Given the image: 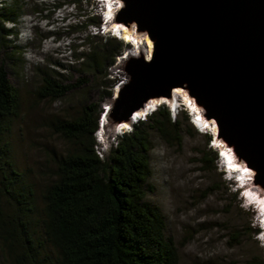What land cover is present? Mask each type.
<instances>
[{
  "label": "rangeland",
  "instance_id": "rangeland-1",
  "mask_svg": "<svg viewBox=\"0 0 264 264\" xmlns=\"http://www.w3.org/2000/svg\"><path fill=\"white\" fill-rule=\"evenodd\" d=\"M65 1L66 5L58 8L56 4L64 0H0V64L6 67L20 96L19 115L4 141L9 144L10 157L22 174L23 184L34 191L37 204L34 216L40 220L44 191L54 177L56 160L71 148L55 132V123L76 116L84 104H96L104 111L120 84L129 80L126 76L129 60L134 56L149 58L153 51V39L147 31L138 30L135 22L124 23L123 0H84L80 4ZM6 9L14 11L18 17L16 24L1 15ZM88 18L104 21L105 28H100L99 36L114 37L113 30L120 34L119 29L123 32L125 28L133 38L128 43L115 37L125 47L115 63L102 73L83 71V57L95 43V39L88 38L89 31L97 30L92 26L86 32L81 29ZM16 31L18 36L13 35ZM46 77L75 87L63 97L44 98L39 89ZM110 91L113 96L108 97L106 92ZM153 99L151 110L143 112L140 119L161 106L168 109L170 106L174 111L175 106L183 108L177 115L185 122L181 144L173 138L165 141L158 132L151 133L152 175L147 181L146 197L166 217V235L176 245L179 264H264V240L256 235L260 217L239 188L240 184H247L248 191L264 198V188L256 183L255 171L247 170L244 175L232 169L227 172L221 156L224 147L218 143L211 146L217 133L208 129L201 132L202 127L199 129L190 121L191 112L183 106L191 103L186 91L178 94L177 105L169 98ZM115 127L108 117L100 125L96 139L102 153H108L113 143L109 136L113 139ZM131 128L132 125L128 126L124 132ZM209 149L217 153L212 169L202 161L203 152ZM237 164L239 170L245 171L242 162ZM34 229L50 257L47 264H57V252L46 242L41 227L37 225ZM0 264H15L1 242Z\"/></svg>",
  "mask_w": 264,
  "mask_h": 264
},
{
  "label": "trees",
  "instance_id": "trees-1",
  "mask_svg": "<svg viewBox=\"0 0 264 264\" xmlns=\"http://www.w3.org/2000/svg\"><path fill=\"white\" fill-rule=\"evenodd\" d=\"M64 3L56 6L62 8ZM1 15L14 24L18 22L14 11L6 9ZM103 22L88 18L81 24L85 32L90 26L97 29L88 34L95 43L82 60L86 74L106 71L125 47L116 36H99ZM14 34L19 35L18 31ZM73 87L46 77L39 94L57 99ZM106 94L113 96L112 91ZM19 112V92L1 63L0 242L15 264L49 262L34 229L37 225L56 250L57 264H179L176 245L166 235L163 211L146 200L147 181L152 175L151 133L158 132L168 142L172 138L182 142L185 122L178 116L174 119L170 107H158L133 123L130 131L118 134L106 154L99 150L96 139L103 114L98 105L84 104L76 116L58 120L54 130L71 148L56 160L54 177L44 191L41 220L34 216V191L23 184L22 174L10 157L9 144L4 141ZM216 160L217 153L211 149L203 152L205 167L212 169Z\"/></svg>",
  "mask_w": 264,
  "mask_h": 264
},
{
  "label": "water",
  "instance_id": "water-1",
  "mask_svg": "<svg viewBox=\"0 0 264 264\" xmlns=\"http://www.w3.org/2000/svg\"><path fill=\"white\" fill-rule=\"evenodd\" d=\"M123 2L124 23L147 31L153 51L129 60V80L103 111V122L116 124L113 139L148 101L182 88L198 115L217 123L213 143L264 188V0Z\"/></svg>",
  "mask_w": 264,
  "mask_h": 264
},
{
  "label": "bare ground",
  "instance_id": "bare-ground-1",
  "mask_svg": "<svg viewBox=\"0 0 264 264\" xmlns=\"http://www.w3.org/2000/svg\"><path fill=\"white\" fill-rule=\"evenodd\" d=\"M108 1H112V0H108ZM106 2H107V0H106ZM110 18V17H109ZM116 31H117V33H118V30L117 29H115ZM119 33L123 36H121L120 34H119V36L120 37H122V39H124L125 41H127L128 43H130L132 40H133V38H131V32L129 31V30H127V29H125V28H123V32L121 31V29H119ZM148 42L150 43V44H152V42L151 41H149L148 40ZM181 90L182 91H185L184 89H182V88H175L174 90H173V94H172V96L169 98V99H172V100H175V103H174V105H177L178 104V101H179V99H178V94L181 92ZM155 101V99H151L150 101H148L147 102V104L144 106V108H142V109H140L139 111H137L135 114H134V117L131 119V122H123V123H121V125H120V132H119V134H122L123 132H124V130H126L127 128H128V126H130V124L133 122V120L135 121V120H137L138 118H140V115L143 113V112H149V110H151L150 109V107H152L151 105H152V103ZM184 101H185V98H184ZM187 101V100H186ZM201 119V118H200ZM196 123H197V125L198 126H200V127H202L203 129H205V130H210V131H212V132H215V133H217V123L214 121V120H209V119H206L205 121L203 120V119H201V121H199V120H197L196 121ZM223 154H224V156H226V157H223V161H224V165H226L227 164V162L229 163L228 164V168H230V169H232V170H236V171H238V172H240V174H245V173H248V171L247 170H239V168H238V165L237 164H234V162H233V157H232V155L230 154V152L228 151V150H224L223 151ZM225 159H227V162H225ZM240 180H242V179H240ZM243 181V180H242ZM254 195V194H253ZM255 196V195H254ZM256 197V196H255ZM257 198V197H256Z\"/></svg>",
  "mask_w": 264,
  "mask_h": 264
},
{
  "label": "clouds",
  "instance_id": "clouds-1",
  "mask_svg": "<svg viewBox=\"0 0 264 264\" xmlns=\"http://www.w3.org/2000/svg\"><path fill=\"white\" fill-rule=\"evenodd\" d=\"M105 28V26H103V29ZM115 33H116V31H115ZM114 36H116V37H118L119 38V36H118V34H114ZM120 39H122V38H120ZM184 107H186L187 108V110H189L191 113H190V121H192L195 125H197V123H196V121L197 120H199V121H201V119H203V118H201L199 115H198V113L196 112V109L194 108V106L192 105V104H188V103H185V105H183ZM170 107V106H169ZM170 109H171V111L173 112V118L174 119H176V117H177V115H179V113H180V111L181 110H183V108L181 107V106H175V111L170 107ZM175 112H178V113H175ZM147 114H149V113H147ZM103 118H104V116H102V119H101V121H103ZM201 118V119H200ZM140 119V118H139ZM204 120V119H203ZM135 121H137V120H135ZM135 121H134V123H135ZM103 123V122H102ZM101 123V124H102ZM198 126V125H197ZM199 127V129H200V126H198ZM201 130V132H205L204 130L205 129H200ZM101 132V130L98 132V134ZM119 134V133H118ZM117 134V135H118ZM116 138V137H115ZM115 138L113 139V142H114V140H115ZM212 144H211V146H214L215 144L213 143V140H212V142H211ZM110 146H111V144H110ZM109 146V147H110ZM218 146V145H217ZM220 156V155H219ZM221 156H222V158L223 157H226V156H224V154L222 153L221 154ZM225 162H227V159H225ZM228 162H227V164L225 165L226 166V170H227V172L228 173H230V168H228ZM232 172V171H231ZM241 185V186H240ZM239 185V188H241L242 189V194H243V196H244V198H246V200H250V201H252V204L254 205V207L256 208V211H257V213H258V217H260L259 218V228H260V232H259V234H258V238H260V239H262V240H264V200L262 199V198H260L258 195H253V193H251L250 191H248V189L245 187V185L244 184H240Z\"/></svg>",
  "mask_w": 264,
  "mask_h": 264
}]
</instances>
